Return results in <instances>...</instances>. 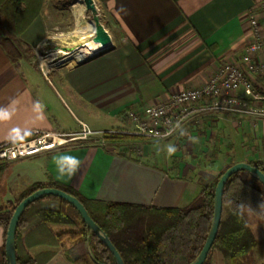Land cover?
<instances>
[{
    "label": "crops",
    "instance_id": "1",
    "mask_svg": "<svg viewBox=\"0 0 264 264\" xmlns=\"http://www.w3.org/2000/svg\"><path fill=\"white\" fill-rule=\"evenodd\" d=\"M55 1L45 0L23 34L22 46L31 54L13 60L0 38V144L44 133L66 141L0 162V210L9 209L37 181L71 185L89 199L184 207L201 191L198 178L208 184L229 164L264 162V119L225 111L205 114L198 105L177 136L160 139L172 140V155L167 150L146 154L143 143L152 137L110 143L102 136L135 134L126 110L200 86L224 61H240L251 39L250 13L261 0H96L111 47L63 66L55 65L54 56L46 70L38 52L48 32L44 17ZM78 45L52 46L43 57ZM238 150L242 155H234ZM43 205L58 208L61 202L49 197ZM68 238L54 247L35 245L31 252L53 250L46 264H74L84 244ZM5 240L0 225V253ZM211 264H227L220 250H213Z\"/></svg>",
    "mask_w": 264,
    "mask_h": 264
},
{
    "label": "trees",
    "instance_id": "2",
    "mask_svg": "<svg viewBox=\"0 0 264 264\" xmlns=\"http://www.w3.org/2000/svg\"><path fill=\"white\" fill-rule=\"evenodd\" d=\"M44 3L45 0H0V38L13 60L25 57L22 35L42 12ZM102 136L110 143L144 137L120 131L104 132ZM249 162L264 171V162ZM231 165L208 184L198 178L201 191L184 207L89 199L71 185L33 182L9 209L0 210V225L6 238L11 216L23 198L43 187H60L84 203L115 244L125 264H190L205 244L214 216L215 188ZM49 197L59 199L60 207L44 206V199ZM238 199L251 206L243 217L235 214L230 202ZM261 201H264V184L257 176L246 169L230 176L225 185L219 231L204 264H211L214 249L222 252L227 264H264V238L257 237L254 231L255 226L264 224V210L258 208ZM67 237L83 238L84 250L74 258V264H117L107 244L87 226L78 210L69 201L54 195L35 200L22 213L16 238L18 264H46L55 252L44 250L34 255L31 248L54 247ZM0 264H8L5 246L0 253Z\"/></svg>",
    "mask_w": 264,
    "mask_h": 264
},
{
    "label": "built area",
    "instance_id": "3",
    "mask_svg": "<svg viewBox=\"0 0 264 264\" xmlns=\"http://www.w3.org/2000/svg\"><path fill=\"white\" fill-rule=\"evenodd\" d=\"M249 18L251 39L240 61H224L200 86L185 87L163 101L126 110L125 116L136 124L133 133L155 139L177 136L190 109L196 105L205 114L225 111L253 120L264 119V0L252 9ZM54 137L44 133L3 142L0 144V162L34 155L63 144H56ZM82 137H88L86 129Z\"/></svg>",
    "mask_w": 264,
    "mask_h": 264
},
{
    "label": "water",
    "instance_id": "4",
    "mask_svg": "<svg viewBox=\"0 0 264 264\" xmlns=\"http://www.w3.org/2000/svg\"><path fill=\"white\" fill-rule=\"evenodd\" d=\"M84 2L86 3L87 11L91 12V16L94 20V23H92L94 26V36L100 41L106 43V46L103 50L108 49L112 45V35L107 29L106 25L103 23L102 15L97 1L84 0ZM242 169H246L253 175L257 176V178L264 184V171L248 161L236 162L224 171L215 188L214 216L209 234L198 256L190 264H204V262L206 261L209 251L211 250L219 231L223 213V197L225 185L232 174ZM46 195L58 196L69 201L78 210L87 226L107 244L113 256L115 257L116 263L125 264L124 259L115 244L101 228V226L92 218L84 203L77 196L65 191L60 187L55 186H47L37 189L36 191L23 198L16 205L9 222L5 240V256L8 264H18L16 238L18 224L22 213L32 202Z\"/></svg>",
    "mask_w": 264,
    "mask_h": 264
},
{
    "label": "rangeland",
    "instance_id": "5",
    "mask_svg": "<svg viewBox=\"0 0 264 264\" xmlns=\"http://www.w3.org/2000/svg\"><path fill=\"white\" fill-rule=\"evenodd\" d=\"M76 1L77 0H56L55 3L49 5V7L47 8L45 17H44L45 22L48 26V32L46 33V38H44L43 42L41 43L45 45H42L41 49L38 52V55L40 56L47 55L46 51L51 49L52 46L67 47L70 49L80 44L82 41H84L85 38H81L80 36L72 33V30L76 27V23H77L76 17L74 14V7H73V4ZM98 3L100 2L98 1ZM100 8L102 7L100 6ZM88 21H90L91 23H94V20L91 16V12L89 11H87V17L81 19V23H86ZM24 38L25 37L23 35L21 41L24 44H26V41ZM28 44L30 43L28 42ZM28 53L31 54V52L28 51V46L27 47L25 46L24 55L28 56ZM54 56H55L54 60H55L56 66H61V65L63 66L69 62L68 60L64 59L66 57L64 53H59ZM153 139L154 138H151V139L149 138L147 141L143 143L146 154L152 153V152L158 153V151H161L162 153H164V151L167 150L168 146L172 144V140H160V139L153 140ZM234 155L239 156L242 154H240L238 150ZM149 159L151 162H154L151 158ZM231 161L233 160H229V163ZM224 162L225 164H227L226 159L223 161V163ZM162 166L166 167L163 164ZM255 234L259 238L260 237L264 238V224L262 225L260 229L258 227L255 230ZM68 239H71V238H68ZM76 239L82 240L83 238L78 237ZM211 259H212V256H211Z\"/></svg>",
    "mask_w": 264,
    "mask_h": 264
},
{
    "label": "bare ground",
    "instance_id": "6",
    "mask_svg": "<svg viewBox=\"0 0 264 264\" xmlns=\"http://www.w3.org/2000/svg\"><path fill=\"white\" fill-rule=\"evenodd\" d=\"M73 7L77 23L76 27L72 30V33L85 39L78 45V47L74 51H65L61 48L50 52L48 55V59L41 56L40 61L44 65L46 70H48L52 65L51 61H53V57L56 54L64 53L66 55L64 59L68 60L69 64H72L79 62L82 58H87L98 53L106 46V43L100 41L94 36V26L90 21L81 23V19L87 17V7L84 0H77L73 4ZM65 141L66 140L63 137H54V142L56 144Z\"/></svg>",
    "mask_w": 264,
    "mask_h": 264
},
{
    "label": "clouds",
    "instance_id": "7",
    "mask_svg": "<svg viewBox=\"0 0 264 264\" xmlns=\"http://www.w3.org/2000/svg\"><path fill=\"white\" fill-rule=\"evenodd\" d=\"M176 151V148L174 146L169 145L167 148V152L169 155H172L174 152ZM62 174H63V170H61ZM239 201V202H237ZM233 206H234V212L236 215L243 217V215L245 214V212L247 210H250V203L243 200V199H238V200H234V201H230ZM258 208L264 210V201H261L258 205Z\"/></svg>",
    "mask_w": 264,
    "mask_h": 264
}]
</instances>
